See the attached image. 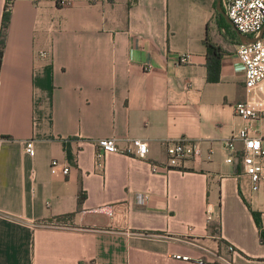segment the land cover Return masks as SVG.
<instances>
[{
  "label": "crops",
  "instance_id": "crops-1",
  "mask_svg": "<svg viewBox=\"0 0 264 264\" xmlns=\"http://www.w3.org/2000/svg\"><path fill=\"white\" fill-rule=\"evenodd\" d=\"M65 1L13 0L0 69V264H264L252 217L264 231V187L251 191L242 144L234 157L224 145L248 125L234 106L261 108L264 89H245L240 41L216 0ZM251 126L264 136V116ZM106 138L145 141L146 158L116 153L98 167ZM179 138L199 142L201 157L152 173L163 142ZM52 160L68 175L51 174ZM66 215L69 227L47 224Z\"/></svg>",
  "mask_w": 264,
  "mask_h": 264
},
{
  "label": "built area",
  "instance_id": "built-area-1",
  "mask_svg": "<svg viewBox=\"0 0 264 264\" xmlns=\"http://www.w3.org/2000/svg\"><path fill=\"white\" fill-rule=\"evenodd\" d=\"M60 6L67 4L65 0L59 2ZM223 8L228 19L232 22L235 29L242 35L256 38L264 25V0H224ZM44 56V53L40 54ZM236 56L244 67V87L247 91H256L264 89V34L261 38L251 43H238ZM189 55L183 54L179 63L189 62ZM261 92V91H260ZM235 114L248 125L231 133L226 139L224 145L232 157L236 156V144L241 143L242 148L239 152L243 162L244 174L250 182L252 192H257L264 187V136L257 133L251 126L254 120L260 121L264 116V101L261 102V108L254 109L248 101L238 103L234 106ZM166 162L162 165L150 164V171L158 173L177 169L188 160L196 161L201 157V148L199 142L187 138L177 140H165L163 142ZM96 165L103 166L107 156L120 153L133 156L139 159L146 158L148 145L145 141L139 139H129L125 147H118L115 138L100 139L96 142ZM25 152L33 156L34 148L31 142H26ZM210 154L208 155L209 158ZM51 174H61L66 176L69 173V167L60 164L56 160L50 162ZM145 196L138 194L136 204L142 206L145 204ZM117 207V206H115ZM115 210L126 216L129 206L118 205ZM114 210L109 212V216H115ZM117 213V214H118ZM210 219V217H208ZM49 225L57 227H69L67 224L58 221L47 222ZM195 245V244H194ZM206 253H210L204 247H200ZM232 252L231 247L228 248ZM84 264H97L96 262H86ZM227 264H231L228 263Z\"/></svg>",
  "mask_w": 264,
  "mask_h": 264
},
{
  "label": "trees",
  "instance_id": "trees-1",
  "mask_svg": "<svg viewBox=\"0 0 264 264\" xmlns=\"http://www.w3.org/2000/svg\"><path fill=\"white\" fill-rule=\"evenodd\" d=\"M60 1L61 0H55L57 7H62L59 4ZM12 5H13V0H5V4H4L3 12H2V17H1V23H0V69H1V65H2V57H3L4 48H5L9 23H10ZM217 16L222 21L224 26L226 28H229V26L225 23L224 19L219 14H217ZM235 38H236V36H235ZM206 48H207L208 56L212 55L215 58L212 65L215 66V68H217V66L219 64V57H220L219 56V53H220L219 47H217V46H215L212 43L207 41L206 42ZM208 68H209V62H208ZM208 80H210L212 82H216V81H218V75H216L215 77L208 75ZM84 198H85L84 193H82L80 191V193L78 195V207H80ZM71 217H72V215H66V216L58 217L56 220L60 223L67 224L68 226H70L69 220ZM252 217L254 219L256 227L259 230L260 241L262 243H264V231L262 229L260 216L256 212H252Z\"/></svg>",
  "mask_w": 264,
  "mask_h": 264
},
{
  "label": "water",
  "instance_id": "water-1",
  "mask_svg": "<svg viewBox=\"0 0 264 264\" xmlns=\"http://www.w3.org/2000/svg\"><path fill=\"white\" fill-rule=\"evenodd\" d=\"M223 2H224V0H216V10L222 16V18L227 22V24H229L235 30V33H236L240 43H251V42H254L257 39L262 37V35L264 34V25L261 28V30H260V32H259V34H258V36L256 38H252V37H248V36L240 34L235 29V27L233 26L232 22L228 19L227 14H226V12H225V10L223 8Z\"/></svg>",
  "mask_w": 264,
  "mask_h": 264
}]
</instances>
